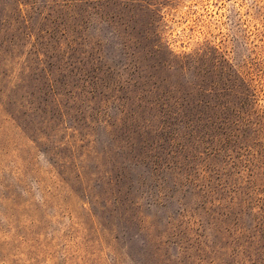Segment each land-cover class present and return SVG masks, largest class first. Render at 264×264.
I'll return each instance as SVG.
<instances>
[{
    "label": "rangeland",
    "instance_id": "rangeland-1",
    "mask_svg": "<svg viewBox=\"0 0 264 264\" xmlns=\"http://www.w3.org/2000/svg\"><path fill=\"white\" fill-rule=\"evenodd\" d=\"M0 264H264V0H0Z\"/></svg>",
    "mask_w": 264,
    "mask_h": 264
},
{
    "label": "trees",
    "instance_id": "trees-1",
    "mask_svg": "<svg viewBox=\"0 0 264 264\" xmlns=\"http://www.w3.org/2000/svg\"><path fill=\"white\" fill-rule=\"evenodd\" d=\"M177 114L176 113H173V112H169V111H163L160 116H162V118L164 119V122L167 124V128L169 127V124H170V119H173L174 116H176ZM219 116H217V114H210L208 112H202V113H199V114H196L197 116V119H200L201 116H206V122H210L211 125H217V127L219 126H222L223 123L225 122L222 118V116H220L221 114H218ZM132 120H134V118H132ZM163 126V125H162ZM203 134L207 135V136H210V132H208V130H203L202 131ZM213 138V136L211 137Z\"/></svg>",
    "mask_w": 264,
    "mask_h": 264
}]
</instances>
